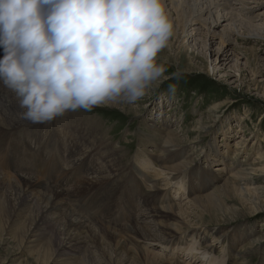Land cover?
I'll use <instances>...</instances> for the list:
<instances>
[{"label":"rangeland","instance_id":"obj_1","mask_svg":"<svg viewBox=\"0 0 264 264\" xmlns=\"http://www.w3.org/2000/svg\"><path fill=\"white\" fill-rule=\"evenodd\" d=\"M169 3L170 2L167 1V6ZM263 12L264 1L262 2V7L257 9L255 15L264 14ZM171 13L173 15L175 34L177 35L170 38L169 46L163 50L158 59L159 63L164 64L166 68L165 76H167L168 79L164 81L158 89L152 91L134 106L120 105L118 107H97L92 111L80 110L77 112H69L66 114L65 120L70 124H76L78 127L81 126L90 128L93 131V134L96 135L100 142H103V145L106 148L112 147L113 149L121 151L122 153H120L119 157H115V159L126 157L120 162L116 160V169L119 170V173H121V185L119 191L122 190L127 178L126 175L129 173L130 169L133 168L135 160H137L136 163L139 165V169H141L140 167L144 162H148L150 164L151 160L154 159L157 154H160V136L152 129L154 127L157 128L158 125L161 127L163 124H169V129L167 130L174 131L175 133L178 132L176 133L177 136L175 135L173 138L175 140V144H183L182 147L187 152V155L194 152L192 153L193 162L190 165L193 166L191 167L192 171L190 169L185 171L183 174H189L190 172L193 173L195 170H200L201 183L199 185L201 186L202 181H204L205 178L212 180L211 177L213 175L219 174L221 172L215 171L222 170L223 176L220 174L221 179H219V181H217L215 184L206 185L203 187L208 188L200 194V196L203 197L200 198L202 203H204L202 205H208V202L206 203V195H208L209 192L215 190L217 187H219V190L224 191L221 193V199L226 202L225 199H227V193L225 191L231 192V190L225 189L224 184L227 182L230 176H235L241 169L256 170V167H252L254 164L258 166H264V163H259L261 160H264V41L261 42L260 40H251L244 42L241 39L237 42H234L233 40L236 39V36L232 35L231 39L233 42H229V40L226 39V43L224 44L222 43L223 40H221V32L224 26H227L228 23H222L221 21V25L217 24L216 27L211 26L210 21H208L209 19H207V14L204 15L203 20H201L200 23H192L187 26L183 33V30H180L182 28L180 27L182 26L181 21L177 20L174 10H171ZM260 19L263 21L264 16H262ZM255 23L259 25L260 22L257 21ZM177 24H179V26ZM239 30L241 34H246V29L240 27ZM262 35L264 37V33ZM181 39L186 41L187 48L189 49V52L192 56L191 58L193 59V64L191 67L188 64L189 61L187 58L183 54L181 55V48L179 46L182 44L180 43ZM8 98V96L0 94V105L7 108L8 105L11 106L12 103L9 104L10 100ZM200 122L201 127H204V130L198 128V126H200ZM49 125L50 124H44L41 127L46 128ZM55 125L56 124L54 123L53 126ZM146 128L151 129L149 131L146 130ZM96 130H101V133L99 134L98 132H95ZM62 136H64V134H62ZM48 137L49 134H46V136L44 134V138ZM19 139L23 140V138L20 137V134ZM12 140L14 141L15 137H13ZM5 141L0 136V142H2L0 145L2 146L0 148V152L2 153V155H0L1 158L3 155H5L3 150L6 152H14L16 150L24 152L25 149H27V147H25L21 142L11 145L5 143ZM49 141L54 143V147L50 153L51 158H54V156L60 154L62 161L67 165L65 150L62 148L61 142L56 136V133L50 136ZM103 147L102 145H98L96 147L98 151L95 149L96 152L100 153V156L102 155V152H104L103 149L105 148ZM139 150L142 151L139 152ZM213 151L217 153L215 154ZM138 153H140V155H138ZM7 154L10 153H6V155ZM25 154L26 153H24V155ZM217 154L221 155L220 157H222V159L219 161L221 164L219 162H214L218 159L215 158V155ZM23 156L22 158L20 156V160L22 162H24ZM15 158L16 157L14 156V160ZM39 158L42 157L39 156ZM5 161L9 162L7 159L0 160V170H10V173H12L10 175H12L13 179L8 183L18 188L19 183L17 184V180L13 177L15 172H12L13 166L17 165H15L14 161H12L10 162L11 168H7L3 165V162ZM21 161L18 162L20 165L19 170H21L18 171L20 172L18 174L28 175L33 178H38L43 182L49 183L47 178L44 176L42 164H27L25 162L22 163ZM157 163L159 164V161H157L155 158L151 164ZM48 167L50 170L56 172L58 169V163L53 167L49 162ZM22 170L25 171V173H21ZM136 170L139 171L138 169ZM150 173L152 174V171H150ZM245 175H247L246 177L249 179H264V177L260 174L257 175V177H254V172L250 171H244L242 175H239V177H245ZM1 177L2 175H0V179ZM73 180L75 183L76 180ZM8 183L7 185H9ZM140 186L144 190L142 191V189H139L140 193H145L147 189H145V187L142 185ZM192 186L195 187V184L193 183ZM188 187L190 186H187V189ZM64 188L66 187H61V189ZM9 192L10 193L8 196L11 198V200L15 197V200L17 201L18 194L15 195V192L13 193L12 190H9ZM107 192L108 191H102L98 195H94V198L101 201ZM118 193H116V195L110 201L112 206L117 200ZM91 194L92 193L90 192L77 200L89 206L92 203V200L90 199ZM133 194L134 192H132L129 204H132L134 199L142 201L145 196L138 195L135 197ZM126 195L127 194H124V196ZM181 197L182 199L180 201L185 203L190 202V199L188 198H195L194 194H183ZM76 204H80V202H77ZM76 204L74 208L79 213L85 214V216H91L94 214L90 213L88 215L85 212L79 211L76 208ZM95 204L94 206H97ZM193 205L194 204L192 203L187 205L189 213L187 212V219L185 218V221L191 226L194 224V228H200L201 226H208V228L216 226L219 227V223L223 222L221 221L222 217L220 218V213H218V215L211 213L209 215L202 216L200 211L198 212V210L196 211V208L192 207ZM228 206L232 210L231 217L233 220H229L228 216H226L224 218H226L227 221H230V223L235 222V227L249 225L253 228L255 226V230L251 236V241L262 235L261 241L258 244H261V251L260 253L253 256L250 264H264V252L261 253L264 251V212L258 214V219L253 218L255 215L252 217L251 206L244 207L235 197L231 198V203L228 202ZM189 208H191L192 211ZM36 209L37 208H33L29 214L27 213L29 217L25 214L21 220L19 219L16 225L14 223L16 220L12 219L17 218L18 213H15L13 216L12 214L15 211H12L13 213H4L0 208V213L2 215H0V264H38L40 262V264H44L46 261L47 264L50 262V264H163L166 260L165 256V260H163L162 257L158 258L159 260H156L155 258V261L152 259L151 255H149L151 253H157L160 251V248L157 247V243H159L160 240L152 231H148L149 233H147L151 238H148L149 241L147 240L144 242V235L139 234H137V236L139 235L140 240L138 239L139 237L136 238L139 240V242L135 239L136 236L132 238V242L129 247L133 246L131 249L134 248L136 251L139 249L137 252V257H140V259L136 261L134 257L135 255H132V251L128 249L123 251V253L120 255L119 253L115 252L112 241L108 237L106 238L107 234L100 232L101 230L95 227L93 232H95L94 235H96L99 244L96 245V243H92L94 245L93 246L92 244L88 243V246L86 244L85 247H81L80 251L77 249L75 252L62 257V253L58 254L56 252V246L59 245V242L62 245L67 243V239L66 242H64L65 238H67L64 233V227L60 228V231L58 232L59 234H56L58 237L60 235V239L53 235L52 237L57 239L50 243H47L46 240H41L43 236L41 234L48 233L50 236V231L46 229L44 224H40L38 228L34 227L40 220V214L38 212L39 210L37 209V211ZM95 213L99 215L100 211H95ZM115 213L116 208L114 207L113 216ZM211 218L213 219L211 220ZM224 218L223 220H225ZM35 219L38 222H36ZM129 221L131 220L129 219ZM217 221H219V223ZM34 222L36 223L34 224ZM110 222L111 225L118 226L128 224L126 222L114 224L112 220ZM146 222L147 227L153 226L151 221L146 220ZM20 223L22 225H20ZM62 225H64L63 221ZM226 227H229V225ZM96 229L98 231L97 234ZM29 231L31 232L29 233ZM61 231L63 234H61ZM151 234L155 235V239L151 237ZM62 235L65 236V238ZM105 239L109 241H107V244L104 243L106 242ZM251 241L250 239H247L239 246L234 245L233 255L238 251L240 246H247ZM101 245H103L104 248ZM91 246L93 248L90 249ZM108 246L110 247L108 248ZM223 246L224 241L221 243V246L219 245V247L215 249L214 255L215 257L217 255H219L217 257H223L224 261L221 264H232L228 260L226 253H223ZM228 246L229 245L226 243V248H228ZM51 247L52 250L55 251H52ZM40 248H42V250ZM146 248H148V250ZM86 250L89 251L87 252ZM139 251L143 252L139 253ZM220 252L222 254H219ZM37 253L40 254L38 255ZM53 253L56 254L54 255ZM111 256H113V258ZM145 258H147L148 261ZM88 259L91 260L89 261Z\"/></svg>","mask_w":264,"mask_h":264},{"label":"bare ground","instance_id":"obj_2","mask_svg":"<svg viewBox=\"0 0 264 264\" xmlns=\"http://www.w3.org/2000/svg\"><path fill=\"white\" fill-rule=\"evenodd\" d=\"M167 1L170 2L168 6H167ZM167 1L163 0L164 7L169 15V19L173 24V36L177 34H175V26L173 23V15L171 13V10H174L177 16V20L181 21L182 26L180 27L182 28L180 30H183L182 31L183 33L187 26H189L192 23H197V22L200 23L201 20H203L204 15L207 14V19H209L208 21H210L211 26L216 27L217 24L221 25L222 23L225 22L228 23L227 26H224L221 32L222 35L221 40H223L222 43L224 44L226 43V39H228L229 42H233V41L237 42L238 40L241 39L244 42H248L251 40L252 41L260 40L261 42L264 41V37L262 35L264 33V23H263L264 20L262 21L260 19L262 16H264V14L255 15L257 9L262 7V2L264 0H167ZM257 21L262 23L261 24L259 23L258 25L255 23ZM177 25L179 26V24ZM240 27L246 29V34L240 33V30H242V29L239 30ZM232 35L236 36V39H234L233 41L231 39ZM180 43H182L181 45H179L181 48L180 50L181 55L183 54L187 58V60L189 61L188 64L191 67L193 64V59L191 58L192 56L189 52V49L187 48L186 41L184 39H181ZM2 58H3V49L0 48V59ZM0 94L8 96L9 97L8 99L10 100L9 104L12 103L11 106L8 105V108L0 105V136L2 139H4V141L6 140L5 143L15 145L16 143L21 142L25 147H27L26 150L28 152L39 151L41 157L46 158L47 155L51 153L54 147V143L52 141H49L50 136L56 133V136L59 138L61 142L62 148L65 150V157H67L66 162L68 164V167L73 170L74 169L78 170L77 172L78 175H74L72 179H67L64 180L63 182L62 181L57 182L56 179L55 180L50 179V181H48L49 183H46L38 178H33L28 175L18 174L20 173L18 172V166H13L12 172H15L13 177L17 180L16 183L17 184L19 183L18 188L8 183L10 180L13 179L12 175H10L12 174L10 173V170L8 169L4 171L0 170V175H2L1 177L2 180L0 179V208L2 209V211L4 213L5 212L13 213L12 211H15L12 214L13 216L15 215V213H18V217L12 219V220H16L14 221V223L17 225L19 219L21 220V218L25 214L26 216H28L27 213L29 214L33 208H37L39 210L38 211L36 209L40 214V220L38 222L35 219L36 222L38 223L34 222V224L36 223L34 227L38 228L40 224H44L46 226V229L50 231L51 237L49 236L48 233H44L41 234L43 235L41 240H46L47 243H50L53 240H56L57 238L60 239V235L58 237V235L56 234H59L58 232L60 231V228L64 227L63 228L64 233L67 236V238H65V236L63 235L62 236L65 238L64 242H66L67 239V243L62 245L59 242V245L56 246L57 247L56 252L58 254L62 253L63 255L62 257H64V255L66 256L72 252H75V250L77 249L80 251L81 247L82 248L85 247L86 244L88 246V243L89 244L96 243V245L99 244L96 235H94L95 232H93L94 227L100 229L101 230L100 232H104V234H107L106 238L108 237L112 241L113 243L112 245H114L113 248L115 252L119 253L120 255L121 253H123V251L128 249L132 251L133 253L132 255H135L134 257L136 261L140 259V257H137V252L139 249L137 248L138 250L136 251V249L134 248L131 249L133 246L129 247V245L132 242V238L136 236L135 237L136 239L137 237H139V235H144L143 236L144 242H146L147 240L149 241L148 238H150L149 237L150 235L147 234L149 233L148 231L154 232L156 234V237L160 240V242L157 243L158 244L157 247L160 248L159 251L160 253L157 252V253L149 254L151 255L153 260H155V258L156 260H159L158 258H162V257L163 260H165V256H166L165 250H168L166 260L163 264H199V261L196 258L185 256L182 249L183 246L186 245L192 237L197 238L200 241L201 247L205 248L212 254V256L215 259V264H221L224 261L223 257L222 258H220L221 256L217 257L219 255L215 257L214 255L215 249L219 247V245L221 246V243H223V241H224V246L222 247V249L224 250L223 253H226L228 260L232 264H250L253 256L260 253L261 244L260 245L258 244L261 241L262 235L251 241V236L255 230L254 228L255 226L253 228L250 227L249 225H244L242 227H235L234 226L235 222L230 223V221H227L226 218L224 217L228 216L229 220H233V218L231 217L232 210L228 206V202L231 203V198L233 197H235L239 201V203L244 207L251 206L252 217L253 215H255L253 218H257L259 213L264 212V179L263 178L249 179L248 177H246L247 175H245V177L242 176L239 177V175H242L244 171L254 172V177H257V175L259 174L264 177L263 165L262 166H258L255 164L252 165L253 168L256 167V170H244L239 168L241 169L240 171H238L239 173H237L235 176H230L227 182H225L224 184L225 189L231 190V192L225 191L227 193L226 196L227 199H225L226 202L221 199L222 197L221 193H223L224 191L219 190V187H217L215 188V190L209 192V194L206 195L207 197L206 203L208 202V205L206 204V206H204L202 205L204 203H202V200L200 199L203 197H201L200 194L208 187L206 188L203 187H205L206 185L215 184L217 181H219V179H221L220 174H222L223 176L222 170H216L215 172L218 171L221 172L219 174L213 175L211 177L212 180H209V178H205L204 181H202V185L200 186L199 185L201 183L200 170H195L193 173L190 172L189 174L188 173L183 174L185 171H188L191 169V167H193L190 165L193 162L192 153L194 152L187 155V152L182 147L183 144L182 145L175 144V140L173 138L178 132L175 133L174 131L167 130L169 129V124L168 125L163 124L161 127H159L158 125L157 128L154 127L152 130L158 133L160 136V143H159L160 154H157L156 157H154V159L151 160L150 164L148 162H144L141 165L140 167L141 169H139V171H137L135 168H133L132 170V179L138 181L140 185L144 186L145 189H147L145 193L143 192L141 194V196L144 195L145 196L144 198L142 197L143 200L140 201L141 203L138 205V207L132 205L131 218H130L131 221L128 220L126 222L128 224L125 225L123 224V226L111 225L110 221L112 219L111 217L112 213L110 212L111 208H109L108 206L111 205L110 201L116 195V193H118L121 185L120 182L121 173H119V170L116 169L117 168L116 160L120 162L124 158H126V157H122V155H121L122 158L115 159V157H119L120 153L122 152L117 149H113L112 147L106 148L103 145V142H100L97 139L96 135L93 134V131L90 128L81 127V126L78 127L76 124H70L66 122L65 120L66 115L57 118L51 123H45L46 125L50 124L49 125L50 127L48 126L46 128H43L41 126L44 124H33L22 118L21 114L23 110L19 108L14 94L10 92L6 87H4L2 82H0ZM54 123L56 124L55 126H53ZM198 128L204 130V127H201V122ZM150 129L146 128V130L149 131ZM95 132H98L100 134L101 130L100 131L96 130ZM10 133H13L15 137L14 141L7 138ZM19 134L20 137L23 138V140L19 139ZM44 134L45 136L46 134L47 135L49 134V137L44 138ZM62 134H64V136H62ZM43 138L44 140L42 141ZM1 144L2 142H0V145ZM98 145H102V147L104 146L103 148H105V149L102 148L104 152H102L101 156L99 152L95 151ZM1 147L2 146H0V148ZM141 151L142 150H139V152ZM213 153L216 154L217 152L213 151ZM11 154L12 153L7 154V156H10ZM138 155H140V153H138ZM220 156L221 155L219 154L215 155V158L218 159L214 162H219L222 159V157ZM155 158L157 161H159L160 165L158 163L151 164L152 161L155 160ZM10 159L14 160V155L12 157L7 158L9 162L7 161L3 162V165L7 168H11L10 162L12 161H10ZM23 159H25L24 156ZM136 162L137 160H135L134 165H137ZM219 163L221 164V162ZM259 163H264V160H261ZM150 171H152V174L150 173ZM21 173H25V172H21ZM73 179L76 180L75 183ZM7 183L9 185H7ZM193 183L195 184V187L192 186ZM187 186L190 187H188L187 189ZM61 187H66V188L61 189ZM99 189L108 191L102 198V201L106 203L105 204L106 207L100 205L98 206L99 208L96 210L98 212L100 211L99 215H97V213L94 212V214L91 213L92 214L91 216L90 215L85 216V214L79 213L78 211L75 210L74 207L75 204L77 203V199L87 195L92 191ZM9 190H12L13 193L15 192V195L18 194L17 201L15 200V197L14 199L12 198L11 200V198L8 196V194L10 193ZM183 194L184 195L194 194L195 198L193 199L188 198L190 199L189 200L190 202L185 203L180 201L182 199L181 195ZM95 203H96L95 205L99 204L98 201H96ZM189 203L194 204L192 207L196 208V211L197 210L198 212L200 211V214L202 216L209 215L211 213L218 215V213H220V218L222 217L221 221L223 222L219 223V221H217L219 223V227L216 226V227L208 228V226L200 225L201 226L200 228H194L193 227L194 224L191 226L185 221L186 215L189 213L187 206ZM189 209L191 210V208ZM223 218L225 220H223ZM212 219L213 218H211V220ZM146 220L151 221L153 226L147 227ZM62 221L64 225H62ZM21 223L20 225H22ZM228 225L229 227H226ZM30 232L31 231H29V233ZM97 233L98 231L96 232V234ZM61 234H63L62 231ZM137 234L139 235L137 236ZM53 235L57 236V238H53L52 237ZM154 236L155 235L151 234V237L154 238ZM138 239L140 240V237ZM247 239H250L251 241L250 244L244 247L240 246L238 251L235 252V254L233 255V246L234 245L239 246ZM107 241L108 240H106V242L104 243L107 244ZM226 243L229 245L228 248H226ZM110 246H108V248ZM91 248L93 247L91 246L90 249ZM40 249L42 250V248ZM146 249L148 250V248ZM140 252L142 253L143 251H139V253ZM263 252L264 251H262L261 253ZM219 254L222 253L220 252ZM111 257L113 258V256ZM145 259L147 260V258ZM88 260L90 261L91 259ZM44 264H47V261Z\"/></svg>","mask_w":264,"mask_h":264},{"label":"clouds","instance_id":"obj_3","mask_svg":"<svg viewBox=\"0 0 264 264\" xmlns=\"http://www.w3.org/2000/svg\"><path fill=\"white\" fill-rule=\"evenodd\" d=\"M172 36L163 0H0V82L33 124L134 106L168 79ZM183 252L215 264L195 237Z\"/></svg>","mask_w":264,"mask_h":264}]
</instances>
